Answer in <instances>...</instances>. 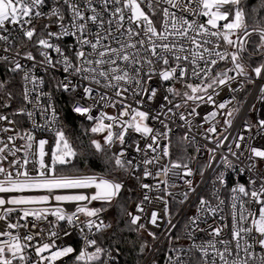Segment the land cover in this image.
I'll list each match as a JSON object with an SVG mask.
<instances>
[{"label":"snow or ice","instance_id":"obj_1","mask_svg":"<svg viewBox=\"0 0 264 264\" xmlns=\"http://www.w3.org/2000/svg\"><path fill=\"white\" fill-rule=\"evenodd\" d=\"M0 68L7 75L0 79V264H121L119 244L101 239L113 229L104 218L113 206L137 234L132 244L143 264H159L162 251L164 264H264V143H255L264 142V118L242 121L248 135L229 131L246 84L262 81L255 99L264 102V15L244 0H0ZM80 89L72 110L91 122L82 134L111 172L137 182L134 212L120 203L133 191L125 181L73 163L81 153L53 93ZM225 89L229 98L218 99ZM179 130L183 154L173 158ZM133 133L140 139L128 144ZM217 159L229 169L243 165L238 175H246L230 189L231 225ZM208 170L215 177L206 196L198 189ZM154 203L163 207L147 212ZM172 204L177 215L195 208L182 236L174 234ZM62 222L79 236V249L64 242L72 232Z\"/></svg>","mask_w":264,"mask_h":264},{"label":"built area","instance_id":"obj_2","mask_svg":"<svg viewBox=\"0 0 264 264\" xmlns=\"http://www.w3.org/2000/svg\"><path fill=\"white\" fill-rule=\"evenodd\" d=\"M69 43L71 41H68ZM38 75H42L43 73H37ZM57 78H62L63 77V73L62 72H57L56 73ZM19 79V78H18ZM262 83V81H257L256 84H246L245 85V89L242 90L241 92L237 93V101H240L239 104H237V107L240 108V112L239 114H237V117L234 121V126L232 129H229V131L232 133L233 136L236 135L237 132H242L245 135H248V133L243 132L242 129V121L244 119H248L251 122L255 123L258 119L260 118H264V102L258 101L255 99V97L257 96V89L259 87V85ZM46 90H51V86H49ZM82 91V89L78 90L77 93H64L62 91H58V92H54L53 93V99L56 105V109L57 112L61 118V122H62V107L63 106H69V108L71 109L72 113L74 114V116L81 120V121H86L84 117L80 116L79 114L75 113L72 109L75 103V100L79 99V93ZM225 98H229V93L227 91V89H225L224 92L221 93V96L218 99H225ZM255 103L256 104V109L254 111L250 110V106ZM210 110L209 108H202L200 109V111L202 112V114L206 111ZM106 111H108L109 113H112L114 110L113 109H106ZM23 119V118H20ZM37 120H39V116H37ZM42 122V121H41ZM196 123V121H194V124ZM207 126V125H206ZM23 127L28 128L30 127V122L24 120L23 121ZM156 127H159V125L157 124ZM255 131V129L253 130V132ZM183 130H179L177 131L176 135L173 136L172 139V155L173 158L183 154L182 152V145L178 142L177 137L179 135H182ZM227 134V133H225ZM41 135L49 137L50 138V134L49 133H41ZM128 144L132 143V140H139L140 137L138 134L133 133L131 136L126 137ZM197 140L199 143L203 144L205 143V141H203V139L199 136H197ZM143 145V141L141 142ZM257 146H260L262 143L261 141H256L255 142ZM211 146V145H209ZM118 147V146H117ZM115 150V149H114ZM224 150H221V152H223ZM129 155L131 157H134L135 159H139V154H136L132 151V148L128 149ZM188 153L189 154H195L194 152V147L193 148H189L188 149ZM245 155H247V153H245ZM230 159H233L234 163H236V161L234 160V158H232L231 156H229ZM207 160V153L206 152H202L200 154V163L203 164L205 163ZM165 161H162V163H164ZM194 168L196 167V164L193 163L192 165ZM216 168L218 171H223L224 172V179H225V184L224 185H220L219 183H217L216 187L220 188V197L222 199L225 200L226 202V206L224 209V216L226 217L225 222L228 223L229 225H231V218H230V208L227 206L230 204V196H231V192L230 189L237 183V181L242 182V183H247L246 180V175H238V168L239 167H243V165H238L237 168H225L223 166V164L219 161V159H217L216 162ZM260 167L264 168V164H261ZM92 174H96V175H102V174H98V173H92ZM215 174L211 171L208 170L205 173V177H204V184L198 189L199 192H201L202 194L208 196L211 191H212V184H211V179H214ZM128 179H130L128 177ZM160 179H163V176L160 177ZM134 180V179H133ZM194 181L197 184H200L201 182V177L199 175H196L194 177ZM127 182L125 181L126 184V189H127ZM134 192L137 194L138 200L136 203H138L140 201V199H142V190L139 188L137 182L134 180ZM144 182L147 183H154L155 181H153L151 178H148L147 180H145ZM126 191V190H125ZM125 191H123L122 195L125 193ZM157 193L153 192L151 193L152 196H155ZM193 201L195 200V197L192 198ZM215 203V201H213ZM95 206H99V203H95ZM163 205L160 203H154L152 205H146V211L147 212H151L153 209H159L162 208ZM171 207V211L173 214V222L177 224V230L174 233L175 235H183V225L185 222V217L186 215H191L195 212V208L194 207H188L187 205H185L183 207V210L179 211V214L177 215V210L178 208H180V206L176 205V204H172L170 205ZM116 206H113L112 208H110L108 210V212H106L104 214V218L111 223V213L113 212V210H115ZM131 211H135V206L133 208V210ZM51 219V217H50ZM208 223H213V221L211 219H209ZM63 227L69 231L72 232V235L69 237L64 238V242L65 243H69L72 244L73 246H75L77 249H79L81 247V240L79 238V236L72 230V228L67 225L66 222H62ZM207 224H201L202 228H207ZM153 231L157 232L158 234L161 232L162 229H157V228H152ZM227 231V230H226ZM201 237L204 236L203 233L199 234ZM180 243H185V241L181 240ZM156 246L157 247H161L163 248L164 246V242H163V237H161V241L156 242ZM139 264H143V262L141 261ZM159 264H164V252L162 251L159 254Z\"/></svg>","mask_w":264,"mask_h":264},{"label":"trees","instance_id":"obj_3","mask_svg":"<svg viewBox=\"0 0 264 264\" xmlns=\"http://www.w3.org/2000/svg\"><path fill=\"white\" fill-rule=\"evenodd\" d=\"M245 5L250 10H255L256 14L264 15V0H244ZM7 78L6 73L2 68H0V79ZM15 91L19 92V79L15 82ZM17 103H13L12 107L16 108ZM62 125L66 133L69 136V139L74 142L75 147L80 151V155H78L77 159L73 161L76 167L81 172H91L98 173L102 175H107L111 177H116L123 181L127 182V189L130 188L133 191L128 192L127 190L123 194L124 199L120 201V203L124 204L128 210H133L135 206V202H137L138 197L134 192V180L128 179L127 173L123 171H119L116 173L111 172V165L106 163L105 158L101 154H93V151L89 144V137L84 136L82 124L85 127L90 126L91 122L81 121L77 119L72 113L69 106L62 107ZM113 219V229L110 230L105 237H101L102 240H105V243L111 241L112 243H118L121 249L123 250V256L121 257V264H139L141 261L138 258V252L135 250L132 241H136L139 243L137 234L135 232L128 231L125 223V218H122L120 215V210L118 207L115 208L114 213L112 214L111 220ZM114 234V235H113ZM147 235L146 233H144ZM149 241L151 238L145 237Z\"/></svg>","mask_w":264,"mask_h":264},{"label":"rangeland","instance_id":"obj_4","mask_svg":"<svg viewBox=\"0 0 264 264\" xmlns=\"http://www.w3.org/2000/svg\"><path fill=\"white\" fill-rule=\"evenodd\" d=\"M82 173H91V172H82ZM95 203H98V202H95ZM114 211H115V210H113V212L110 214L111 217H112V214L114 213ZM111 221H112V223H113V219H112ZM144 236L147 237V235H145V234H144Z\"/></svg>","mask_w":264,"mask_h":264}]
</instances>
